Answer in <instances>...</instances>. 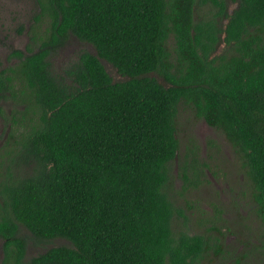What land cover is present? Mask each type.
<instances>
[{"label":"trees","instance_id":"trees-1","mask_svg":"<svg viewBox=\"0 0 264 264\" xmlns=\"http://www.w3.org/2000/svg\"><path fill=\"white\" fill-rule=\"evenodd\" d=\"M34 1L43 35L0 66V99L24 93L37 116L3 156L0 264H196L216 242L173 232L185 215L165 189L179 102L239 154L264 253V0ZM69 34L94 52L55 70L50 53ZM19 224L67 243L23 259Z\"/></svg>","mask_w":264,"mask_h":264},{"label":"rangeland","instance_id":"rangeland-1","mask_svg":"<svg viewBox=\"0 0 264 264\" xmlns=\"http://www.w3.org/2000/svg\"><path fill=\"white\" fill-rule=\"evenodd\" d=\"M225 1L226 8L230 9L233 2ZM36 11L34 0H0V66L16 61L10 50L24 49L31 34L35 37L43 35L47 16L41 15L34 21L32 16ZM172 41L168 37L169 48L173 46ZM30 44V47H35L31 40ZM81 49L94 52L90 43L69 34L63 45L50 53L53 69L59 70ZM101 61L113 80L122 78L111 64ZM153 75L163 82L158 74ZM31 108V100L24 93L15 98L0 99V175L5 151L19 138V132L26 127L24 125L37 117ZM175 136L178 158L169 164V180L165 189L185 218L173 214V232L203 233L216 242L196 264H232L236 255L242 264H264L260 222L251 194L252 183L235 148L220 130L206 124L195 115L192 107L183 102L177 105ZM181 164H184L183 173ZM18 234L24 239L23 259L51 245L67 243L62 237L36 239L21 224L18 225ZM217 247L220 251H215ZM2 257L0 238V263ZM5 264H12L11 256Z\"/></svg>","mask_w":264,"mask_h":264}]
</instances>
